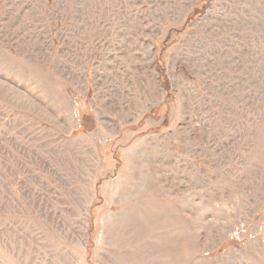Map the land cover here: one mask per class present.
Segmentation results:
<instances>
[{"label":"rangeland","instance_id":"obj_1","mask_svg":"<svg viewBox=\"0 0 264 264\" xmlns=\"http://www.w3.org/2000/svg\"><path fill=\"white\" fill-rule=\"evenodd\" d=\"M0 264H264V0H0Z\"/></svg>","mask_w":264,"mask_h":264},{"label":"trees","instance_id":"obj_2","mask_svg":"<svg viewBox=\"0 0 264 264\" xmlns=\"http://www.w3.org/2000/svg\"><path fill=\"white\" fill-rule=\"evenodd\" d=\"M193 14H200V11H198L197 9H194L192 11ZM168 42L165 41L164 42V46H169L167 45ZM171 46V45H170ZM156 65H157V69H158V72H159V80H160V84H161V88L163 90V93L165 94L166 98H171L172 97V90H171V87H170V81L167 77V73H166V70H165V66H164V63L162 61V59L160 57H158L156 59Z\"/></svg>","mask_w":264,"mask_h":264}]
</instances>
